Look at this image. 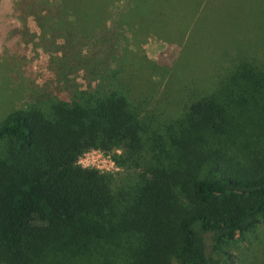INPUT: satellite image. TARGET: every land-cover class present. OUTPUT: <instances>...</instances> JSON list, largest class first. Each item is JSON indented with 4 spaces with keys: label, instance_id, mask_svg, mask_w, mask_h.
<instances>
[{
    "label": "trees",
    "instance_id": "1",
    "mask_svg": "<svg viewBox=\"0 0 264 264\" xmlns=\"http://www.w3.org/2000/svg\"><path fill=\"white\" fill-rule=\"evenodd\" d=\"M93 90L0 119V264H234L264 224V59L239 57L176 117ZM118 147L120 172L84 168Z\"/></svg>",
    "mask_w": 264,
    "mask_h": 264
},
{
    "label": "rangeland",
    "instance_id": "2",
    "mask_svg": "<svg viewBox=\"0 0 264 264\" xmlns=\"http://www.w3.org/2000/svg\"><path fill=\"white\" fill-rule=\"evenodd\" d=\"M241 56L264 59V0H0V119L114 82L147 110L176 117ZM121 150L85 149L84 168L116 173ZM264 264V224L231 245ZM209 251V264H223Z\"/></svg>",
    "mask_w": 264,
    "mask_h": 264
},
{
    "label": "built area",
    "instance_id": "3",
    "mask_svg": "<svg viewBox=\"0 0 264 264\" xmlns=\"http://www.w3.org/2000/svg\"><path fill=\"white\" fill-rule=\"evenodd\" d=\"M96 150H98V149H96Z\"/></svg>",
    "mask_w": 264,
    "mask_h": 264
}]
</instances>
